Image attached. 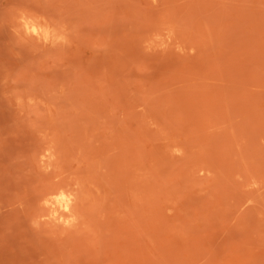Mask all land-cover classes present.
<instances>
[{"label": "rangeland", "instance_id": "rangeland-1", "mask_svg": "<svg viewBox=\"0 0 264 264\" xmlns=\"http://www.w3.org/2000/svg\"><path fill=\"white\" fill-rule=\"evenodd\" d=\"M0 264H264V0H0Z\"/></svg>", "mask_w": 264, "mask_h": 264}, {"label": "clouds", "instance_id": "clouds-1", "mask_svg": "<svg viewBox=\"0 0 264 264\" xmlns=\"http://www.w3.org/2000/svg\"><path fill=\"white\" fill-rule=\"evenodd\" d=\"M20 22L26 34L36 36L45 43L49 41L66 42L65 36L61 32L50 27H45L35 22L31 17L22 15L20 17ZM51 158L49 154V159ZM43 159L44 157L42 156L41 160L43 161ZM72 199L73 197L70 193H65L61 190L58 194L52 195L48 199L42 201V203L50 208L52 217L59 216L60 220H62L65 225H70L74 222V218L69 215L68 218L65 219V217L60 214L70 213ZM43 221H45V218H41L39 221L34 222V226L38 227L39 223Z\"/></svg>", "mask_w": 264, "mask_h": 264}]
</instances>
